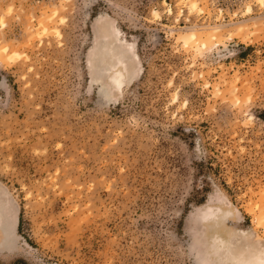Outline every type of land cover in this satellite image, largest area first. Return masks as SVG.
<instances>
[{
  "label": "rangeland",
  "instance_id": "374dc122",
  "mask_svg": "<svg viewBox=\"0 0 264 264\" xmlns=\"http://www.w3.org/2000/svg\"><path fill=\"white\" fill-rule=\"evenodd\" d=\"M197 1L0 0V194L19 214L0 264H217L218 234L264 251V6ZM214 26L201 53L177 40Z\"/></svg>",
  "mask_w": 264,
  "mask_h": 264
},
{
  "label": "bare ground",
  "instance_id": "6f19581e",
  "mask_svg": "<svg viewBox=\"0 0 264 264\" xmlns=\"http://www.w3.org/2000/svg\"><path fill=\"white\" fill-rule=\"evenodd\" d=\"M260 3L264 6V0H260ZM192 8L198 9L197 0H192ZM248 8L249 12H252V9L250 7ZM45 30L47 31L46 28ZM239 30L241 31L242 28L240 27ZM222 32L220 26H214L209 30L203 29V31L192 29V31L179 35L177 40L185 47H188L189 49L193 48L201 53L204 50L221 45L222 41L225 39L222 40ZM240 34L238 33V36H240ZM118 42H120L121 45H125L124 48L128 52V57L130 56L134 62L139 60L138 55L135 54V52H132L128 43L124 44L122 41ZM8 52L9 51H7L5 47L0 49V60H5L7 55H9ZM120 70H124L126 74L130 76L129 69H127L124 61L121 60L108 69V71L118 73L122 76L123 72ZM122 84L123 82L120 83L119 87H121ZM232 90L235 92V89ZM235 96H237V94H235ZM18 215L19 214L16 210L9 211L7 209L6 202L0 194V251L11 250L17 242V229L19 226ZM214 238L216 242V246L214 247L215 254L219 261L217 264H264V251L257 249L254 246L244 244L246 241L244 235L232 234L229 243H226L219 234L214 236Z\"/></svg>",
  "mask_w": 264,
  "mask_h": 264
}]
</instances>
